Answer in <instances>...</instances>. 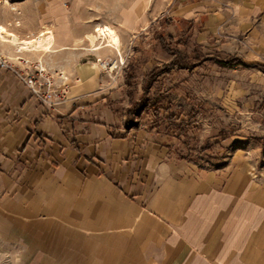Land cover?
Masks as SVG:
<instances>
[{
  "label": "crops",
  "instance_id": "0c3cea01",
  "mask_svg": "<svg viewBox=\"0 0 264 264\" xmlns=\"http://www.w3.org/2000/svg\"><path fill=\"white\" fill-rule=\"evenodd\" d=\"M237 1L229 14L212 0H25L0 19L22 39L52 31L39 48L0 52L29 78L15 58L40 62L66 93L44 103L0 69V238L40 264H264V169L199 167L176 159L173 139L128 128L120 86L133 68L105 72L114 51L96 49L98 27L133 43L168 19L178 33L193 27L201 49L255 67L257 29L239 34L256 12Z\"/></svg>",
  "mask_w": 264,
  "mask_h": 264
},
{
  "label": "rangeland",
  "instance_id": "374dc122",
  "mask_svg": "<svg viewBox=\"0 0 264 264\" xmlns=\"http://www.w3.org/2000/svg\"><path fill=\"white\" fill-rule=\"evenodd\" d=\"M212 1L214 3L212 13L220 11L233 14L236 11L232 5L234 2L230 4L231 0ZM237 3L239 4L237 8L239 7L242 13L256 12L247 22L251 26L239 34V38L243 39L257 29V66L255 67H236L237 62L241 60L223 55L215 49H201L193 35L190 37V45L184 51L193 62L199 61V65L192 69L174 68L160 74L151 82L147 93L143 90V78L153 69L170 64L174 59V56L166 52L154 36L139 37L137 40L134 39L133 43L121 42L119 52L106 42L102 45V49L109 47L108 49L114 51L116 58L113 53H109L100 62L102 69L108 73L113 71L116 63L123 75L128 67L134 70L131 86H120L126 90L124 97L126 124L130 120L134 123L138 120L137 116L131 119L127 116L128 111L134 109L135 103L145 101L144 106L148 103L171 105L173 111L180 113L186 119H192L194 134L184 141L192 148L206 149L204 152L194 153L193 161L199 167L225 172L245 164L252 165L257 170L264 169V0H238ZM6 8H9L8 16L4 15ZM11 9L8 6L2 7L1 20L12 19L17 11ZM10 22L12 21L9 20ZM162 30L163 28L159 31ZM46 31L52 33L49 29L41 33ZM187 31L186 29L178 33L176 28H169L164 31V35L166 38L168 35L175 37V34L182 35ZM228 31L226 27L221 31L222 42L232 36ZM40 34L23 40L34 42L33 40ZM95 34L98 40L97 46H101L100 27L95 29ZM52 37L54 38L53 33ZM213 41L215 39L209 41L210 46ZM52 48L53 46L46 52H50ZM193 52L198 53V58H195ZM223 62H232L233 68L225 67ZM145 110L148 113L151 108L147 107ZM147 128L149 130L148 126ZM154 134L155 139L170 142L166 137ZM171 141L174 144L176 159H186L189 154L183 141L174 138ZM22 249L11 240L0 238V264H17V261L19 264H40L35 258L29 260L28 258L33 254H25Z\"/></svg>",
  "mask_w": 264,
  "mask_h": 264
},
{
  "label": "trees",
  "instance_id": "16d2710c",
  "mask_svg": "<svg viewBox=\"0 0 264 264\" xmlns=\"http://www.w3.org/2000/svg\"><path fill=\"white\" fill-rule=\"evenodd\" d=\"M173 21L166 19L163 23L162 32H155L154 38L155 40L161 44L163 49L168 52L170 55L174 56L173 61L170 64L164 65L161 68H155L152 72L148 73L142 82L144 93H147L151 82H153L160 74L167 72L170 69L174 68H185L192 69L199 65V61L193 62L192 58L184 51L190 45V37L193 35V27L189 29L184 34H177V36L173 37L172 35H168L167 38L164 35V31L168 30L170 27H173ZM195 58H198V53L193 52ZM225 63V67L233 68L232 62H223ZM236 67H244L247 65L243 62L239 61L235 65ZM132 73L134 70H130ZM129 81L127 82V86H131V78L132 74H128ZM145 101L141 103H135L134 109L128 111V118H132L137 116L138 120L134 123L132 120L128 121L126 126L129 128L139 129L143 126H148L150 132H155L158 135L167 136L170 139H176L178 141H183L186 149L188 150V156L186 159L193 161V154L204 152L206 149H197L192 148L190 144L185 142V138L194 134V126L191 122L192 119H186L180 113L173 111V106H163L158 103H148L145 105ZM150 107L151 111L146 113V108ZM148 119V120H146ZM146 120V123L144 122ZM148 121V122H147Z\"/></svg>",
  "mask_w": 264,
  "mask_h": 264
},
{
  "label": "built area",
  "instance_id": "2783aa9c",
  "mask_svg": "<svg viewBox=\"0 0 264 264\" xmlns=\"http://www.w3.org/2000/svg\"><path fill=\"white\" fill-rule=\"evenodd\" d=\"M25 1V0H0V19H1V11L3 6L11 7L12 11L16 12V4ZM185 2H189L191 0H183ZM1 22V21H0ZM0 44H6L2 42L0 36ZM19 52V50H18ZM15 61L22 63L25 66L33 67L34 74L32 76L26 77L20 72H18L15 67L12 65V60L4 57L0 52V69L4 71L15 72L17 77L24 82L25 86L28 87L30 93L36 97L37 99L44 101V103L52 104L53 98H63L65 96V92H59L54 89V81L52 77L46 72L45 68H42L41 63L37 62L35 65L28 60H24L21 57H16ZM62 78V75H61ZM61 93V94H60Z\"/></svg>",
  "mask_w": 264,
  "mask_h": 264
},
{
  "label": "bare ground",
  "instance_id": "6f19581e",
  "mask_svg": "<svg viewBox=\"0 0 264 264\" xmlns=\"http://www.w3.org/2000/svg\"><path fill=\"white\" fill-rule=\"evenodd\" d=\"M106 27H100V39H101V46L98 45V47L96 49H102V45H104V43L106 44V42L111 45L112 47H114V49L119 50L120 47V38L117 34V32L110 28L109 26L105 25ZM0 36H1V40L4 43H8L12 46H15V48H19L20 50L23 51H27L30 50L32 48H39L40 44H42V42L48 38V35L46 32L41 33L35 40H33L34 42L31 41H27V40H23L19 37H17L16 35H14L13 33L9 32L7 29H5L4 27H0ZM109 48V47H107ZM19 50V51H20Z\"/></svg>",
  "mask_w": 264,
  "mask_h": 264
},
{
  "label": "clouds",
  "instance_id": "9594fccd",
  "mask_svg": "<svg viewBox=\"0 0 264 264\" xmlns=\"http://www.w3.org/2000/svg\"><path fill=\"white\" fill-rule=\"evenodd\" d=\"M17 264H19V261H17Z\"/></svg>",
  "mask_w": 264,
  "mask_h": 264
}]
</instances>
